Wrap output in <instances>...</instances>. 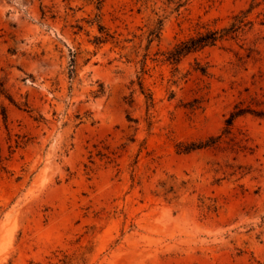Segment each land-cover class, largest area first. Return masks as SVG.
I'll return each mask as SVG.
<instances>
[{
  "label": "rangeland",
  "instance_id": "1",
  "mask_svg": "<svg viewBox=\"0 0 264 264\" xmlns=\"http://www.w3.org/2000/svg\"><path fill=\"white\" fill-rule=\"evenodd\" d=\"M236 105L264 108V0H0V264H264Z\"/></svg>",
  "mask_w": 264,
  "mask_h": 264
},
{
  "label": "trees",
  "instance_id": "2",
  "mask_svg": "<svg viewBox=\"0 0 264 264\" xmlns=\"http://www.w3.org/2000/svg\"><path fill=\"white\" fill-rule=\"evenodd\" d=\"M240 26L235 27L233 25L232 27H224L222 29H207L206 31H199L198 33L191 35L185 39H182L179 41L171 50L168 51L167 60L174 62V63H180L182 58L194 51L202 50L207 46L214 45L219 39H222L224 36H226L229 32H235L238 30ZM201 69L206 72V67H201ZM248 111H252L257 115L264 116V108L261 109H250L248 107H243L241 105H236L235 109L231 111L230 116L227 118V131L230 130L231 126L233 125L235 119L245 114ZM214 141H209L206 143V145L212 144ZM3 154L2 149L0 147V163L3 162Z\"/></svg>",
  "mask_w": 264,
  "mask_h": 264
}]
</instances>
